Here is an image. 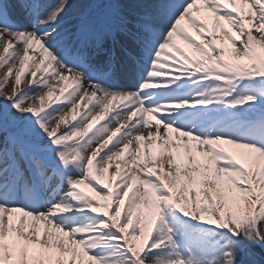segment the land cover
Segmentation results:
<instances>
[{"label": "snow or ice", "instance_id": "6c2138e0", "mask_svg": "<svg viewBox=\"0 0 264 264\" xmlns=\"http://www.w3.org/2000/svg\"><path fill=\"white\" fill-rule=\"evenodd\" d=\"M0 42V264H264V0H0Z\"/></svg>", "mask_w": 264, "mask_h": 264}, {"label": "rangeland", "instance_id": "374dc122", "mask_svg": "<svg viewBox=\"0 0 264 264\" xmlns=\"http://www.w3.org/2000/svg\"><path fill=\"white\" fill-rule=\"evenodd\" d=\"M4 78V71L3 70H0V81H2ZM13 80H14V77L12 79H9L8 80V83L7 85L5 86L4 88V91L11 94V91H12V86H13ZM21 87L25 90V91H30V89L28 88V84L25 80V82L21 85ZM32 91H35V90H32ZM29 103H31L32 101H28ZM53 124L55 123V121L52 122Z\"/></svg>", "mask_w": 264, "mask_h": 264}, {"label": "bare ground", "instance_id": "6f19581e", "mask_svg": "<svg viewBox=\"0 0 264 264\" xmlns=\"http://www.w3.org/2000/svg\"><path fill=\"white\" fill-rule=\"evenodd\" d=\"M57 2V0H41V3L44 5H48V4H55ZM72 2H74V0H72ZM70 4H71V0H70ZM75 8L72 9L73 12H75ZM3 47V42H0V49H2ZM25 80H27V77L25 78Z\"/></svg>", "mask_w": 264, "mask_h": 264}]
</instances>
